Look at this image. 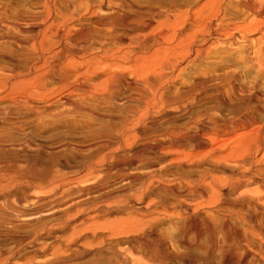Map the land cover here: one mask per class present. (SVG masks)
<instances>
[{
  "label": "rangeland",
  "instance_id": "rangeland-1",
  "mask_svg": "<svg viewBox=\"0 0 264 264\" xmlns=\"http://www.w3.org/2000/svg\"><path fill=\"white\" fill-rule=\"evenodd\" d=\"M206 1L56 0L53 19L61 22L63 14H73L67 28L89 34L88 49L76 51L79 63L101 58L103 49L111 52L109 63L124 51L150 61L167 45L158 37L145 38L146 24L163 27ZM47 2L54 0H0L5 22L0 27V214L15 221L0 227V264H249L253 254L246 253L244 243L223 248L217 237L228 222L243 233L249 230L239 211L253 214L252 224H264V210L249 203L255 192H264V158L256 156L257 140L250 131L254 115L264 125V68L257 66L264 30L246 39L210 40L208 46L218 52L196 66L183 62V77L172 74V85L161 91L171 101L164 106L139 85L133 62L125 61L122 69L107 67L89 79H67L76 74L69 64L73 49L66 40L46 49L42 45L50 26ZM225 7L243 21L230 0ZM193 29L186 22L178 34ZM133 39L142 46L133 45ZM32 66L35 71L29 73ZM114 74L121 75L122 85L109 95L71 92L73 86L99 87ZM195 84L194 100L179 103ZM134 117L141 119L134 124L141 137L118 151L119 131ZM214 126L229 132L218 140ZM107 143L117 150L123 170L107 174L114 166L108 162L101 176L89 175L87 164L98 162ZM240 145L252 158L233 165L225 156ZM249 167L252 171L240 177ZM213 176L223 182L233 178V183L210 185ZM213 190L221 195L222 207L207 204ZM27 198L29 203L18 205V199ZM36 212L38 217H29Z\"/></svg>",
  "mask_w": 264,
  "mask_h": 264
},
{
  "label": "bare ground",
  "instance_id": "bare-ground-1",
  "mask_svg": "<svg viewBox=\"0 0 264 264\" xmlns=\"http://www.w3.org/2000/svg\"><path fill=\"white\" fill-rule=\"evenodd\" d=\"M227 1L228 0H207L206 3L201 4L202 6L199 5L200 8L198 7L199 8L198 10H196V11L195 10L194 11L187 10L185 13H181L176 18L173 17L175 19L174 21H171V19H170V20H168V22L163 27H162V25H160V28L157 27V26H156V28H153V24L154 23H152V22L146 24L147 31H148V29H150V32H149V34H147L145 36V38H149V40H150V37L151 38H155V39L158 37V39L163 44L167 45V48H163V50H161L162 52H159L158 51L159 54L156 55L157 57L154 56V58L152 60H150V61H143L140 58H135L134 59L131 56V54H129V52L128 53H125V51H124L123 54H121V52H120V54H121L120 56H118V55L115 56L116 57L115 58V63H113L114 61L112 63H109L108 58L111 56V52L108 49H103V56L101 58H99V59L96 58V59H92L91 61H88V62L86 61V62L79 63V61H78V59H79L78 57L79 56H78V54H77L76 51H77V49L83 50V51H86L88 49L87 44H88V41H89L88 39H89L90 36H89V34H87L84 31L74 30L73 28H69V27L67 28V23L71 22L74 19V17H75L72 13H71L72 15H69L70 13L69 14H66V15L65 14H63V15L61 14L62 15V17H61V20L62 21L61 22L54 21V19H53V11L55 9L54 8V5L56 4V0H54V3L47 2L48 4H47V7H46V11L45 12L48 13V14H46L47 15V22L50 24V26L47 27L48 28L47 31L44 32V34H43V37H42V45L46 49V48H48L51 45L54 46L53 44H55V43L61 44L62 41L66 40V42L69 44L68 46H70L73 49V51L70 53V57L71 58L69 60V64H71V65H73L75 67L76 74L73 77L72 76H68L67 79H69V80H72V78L73 79L76 78V80L77 79H82V78L89 79V78L97 75L103 69H105L107 67L116 68V69H122V67H123L122 64L123 63H126V62H128V63L131 62L132 63L133 62L132 68L134 69V73L136 74V77L138 79V83H139V85L142 84V86L146 90H148V92L151 95V101L154 102V103H156V104L159 103V104H162L164 106H167L169 104L171 105V101H167L165 99V96H164L166 93L163 95L161 93V91L163 89H165V87H169V86L172 85V74L179 72L178 76L180 77L182 75V77H183V74L185 73L186 69H180L179 68V66L183 62H187V63L189 62V63L193 64L194 66H196V65H199L197 63H199V62H201L203 60H207L206 59L207 57H209V56L215 54L216 52H218V51H215L216 50L215 47L208 46V43H209L210 40H212L213 38H215V39H222V40H223V38H226L229 41H233V40L236 39L237 36H241L243 39H246V37L248 35L251 36L252 33L260 32V31H263L264 30V0H236L235 2L232 1V0H230V6L231 7L234 6V7L238 8L239 13L244 17L243 18V21H241V19H239V18H234V17L231 16V14L227 11V8L225 7V4H226ZM59 21H60V19H59ZM190 21L193 23L194 29L191 30L186 36L184 35L183 37H180L179 34H178V32L181 31V30H179L180 26H182V24L185 25L186 22H190ZM217 22H218V24H217ZM4 23L5 22H3V21L1 22L0 21V27H1V24L3 25ZM56 24H58V25L56 26ZM61 26L63 27V29H61ZM111 28H112L113 31L115 30V23H112L111 24ZM171 29H173V30H171ZM132 44L135 45V46H138V47L139 46H142V43H140L139 40H137V39H133L132 40ZM262 44H263L262 45L263 46L262 49L259 50V52L257 50V54L259 55V58H258V61H257V66H260L261 68L262 67L264 68V34H263V37H262ZM168 46H170V47L168 48ZM171 46H173V47H171ZM117 52H118V50H117ZM61 54H62V51H57L54 54V56H56L55 57L56 59H60ZM85 55H86V53H85ZM80 58H81V56H80ZM81 60H83V59H81ZM44 62H45L44 63L45 64L44 66H46V64H47L48 61L45 60ZM34 69H35L34 66L30 67L29 73H33V71H35ZM197 79H199V78L197 77ZM122 80L123 79H122V77H121L120 74H114V75H111L108 78V80H106L99 87L93 88L90 85H83V86H80V87L73 86L71 88V92L81 91L83 93H88V95L89 94L93 95V93L97 92V93H102L105 96V95L111 94L112 92H114V90L118 89L122 85ZM7 81L8 82L6 83V85H9V81H12V80H11V78H9ZM190 83H192V82H190ZM190 87H191V90L192 91L190 90V93L188 95H186L184 98H180L179 99V103H184L185 102V104H186V101H189V102L191 101L192 102V99L194 98V95H195V92L194 91H195V89L197 87H196V84L193 85V86L191 85ZM13 89H14V84L11 87V90L8 91V92L9 93H12ZM42 91L43 90H39L40 93ZM30 94H32V93H30ZM32 95L34 97H37V95H40V94L37 93V95H35V94H32ZM150 95H148V96H150ZM26 96H28V93H27ZM29 104H31V103H29ZM175 104H176V102H175ZM150 106H152V104L151 105L149 104V107ZM149 107H148V110H149ZM153 107H155V106L153 105ZM160 107H162V106H160ZM202 116H203V114H202ZM140 120L141 119H136L134 117L132 119L126 120L125 121V124H123L124 126L122 125L123 127H122L121 131H119V134H118V138H119V141H120L119 142L118 149H117L118 151L119 150H122L124 147H128L130 145V142L131 141L140 139L141 134H139L135 130V127L137 125H134L135 122H140ZM198 121H199V119H198ZM250 121H252V123L254 122L253 129L250 130V131H251V133H254L255 138L257 140V143H256L257 144V146H256V156L258 155V156H262V158H264V147H263L264 146V125L261 124V120L258 117H256L255 115L253 117H251V120ZM235 124H237V123H235ZM240 124H242V123H240ZM243 125H244V123H243ZM239 128H242V127H239ZM203 131L200 130L198 132L199 133H202ZM227 132H229V129L228 128H224L223 129L220 126H216L215 128H213V132L212 133L217 138V137H219L221 135H224ZM176 137L178 139V135ZM169 138L170 137H168V139ZM177 139L175 138V140L174 139H171V140H174V141L177 142ZM210 139H212V138H210ZM217 139L220 140L219 138H217ZM212 140L214 141V139H212ZM212 140H211V142H212ZM171 142H173V141H171ZM198 143H199V141H198ZM169 144L170 145H173L174 142L172 144L171 143H169ZM214 144L215 143L213 142V145ZM220 145H223V143L222 144L220 143ZM113 148L114 147L111 146V145H108V143L106 145L103 144L101 146V148H100L101 150L99 149L101 151V154H99L100 157H99L98 162L95 163L93 161V159L92 160L90 159L91 162H89L87 164L88 165L87 166V171H88L87 173L89 175H91V176H94V175H97L98 176V175H100L101 176L102 173H100V172L105 171V170H103L101 168H103V166L106 163H108V162L114 163V166L111 169L110 168H107V169H109L108 172H107V174H109V173H111L112 171H115V170H117V171H122L123 170L124 165L119 162L120 160L116 156V151L117 150L115 151ZM245 158H252V152H251L250 149L244 148L243 145H240L237 149L233 150L232 152H230L229 154H227L225 156V159H227L228 161H232L233 162V165H234V163H237V164L240 163V161H242V160L244 161ZM134 160L135 159L133 158V161ZM88 161H89V159H88ZM83 166H84V164H83ZM107 167H109V166H107ZM251 169L252 168L249 167V168H246L245 170L241 171L239 173L240 177H246L250 173V171H252ZM87 173L85 172V174H87ZM103 175H105V173ZM36 176H38V175H36ZM36 178L37 177H35V179ZM251 178H253V177H251ZM232 179H227L225 182H223L219 178L217 179V178H215L213 176L212 177V182L210 181L211 182L210 185H213V184L216 185L218 183L219 184L220 183H225L224 185H229L230 186V184L233 183L232 182L233 181ZM53 182H54V180L52 181V183ZM49 184H51V183H49ZM54 184H55V182H54ZM211 190H212V187H211ZM138 196H141V195H137V197ZM36 200L37 201H40L41 199L36 198ZM17 201H18V205H24L26 203H29L30 202V199L29 198H27V199H18ZM59 201H60V199H59ZM249 203L251 204V206L254 205V208H256L258 210H261V209L264 210V192H261V191L255 192L253 194V197L250 199ZM207 204L208 205L210 204L209 206H214V207H219V206L222 207L224 205L223 204V201L221 199V195L218 194V192H216L214 190H213V194L210 196L209 200L207 201ZM154 210H156V209H154ZM4 215H1L0 214V227H2V228L5 229V228H7L6 226L13 225L15 223V221L12 220V219H10L7 216H4ZM39 215L40 214L37 213V214L32 215V216H29V217L32 218V219H35ZM236 215L239 218V220H241L243 223L248 224L249 230L246 229L247 231H245L243 233V232H241L242 230L240 231L239 229H237L235 227V225L233 226V224H230L228 222V225L225 226L226 225L225 224L224 225L225 227L222 228V230L220 232H218L219 233V237H217V239L219 238V242H220V244L222 245L223 248H228V247L230 248L234 244L235 245L238 244L237 247H239V244L240 243H244L246 245V247L249 249L248 252H246V251L245 252L246 253H249V254H253V258L251 259V261L249 262V264H255L256 262H259L258 264H264V224L263 225L261 224L262 225L261 227L252 224L251 219H252V215L253 214H251V216L248 217L249 215L247 216L243 212L239 211ZM185 220H186V218H185ZM113 225H114V223H113ZM193 227H194V225H193ZM217 228H216V232L218 231V229H220V228H218V229ZM122 235H124V232H123ZM210 236L211 237H214V232H211L210 233ZM237 252H238V249H237ZM233 254H235V253H233ZM245 255H247V254H245V253L242 254V257H244ZM220 257H221V255H220ZM243 261H244V259H243Z\"/></svg>",
  "mask_w": 264,
  "mask_h": 264
}]
</instances>
